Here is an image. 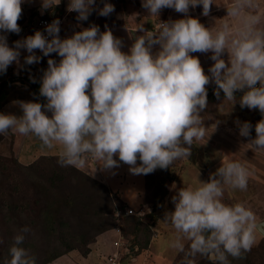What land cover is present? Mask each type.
Here are the masks:
<instances>
[{"label":"clouds","instance_id":"clouds-1","mask_svg":"<svg viewBox=\"0 0 264 264\" xmlns=\"http://www.w3.org/2000/svg\"><path fill=\"white\" fill-rule=\"evenodd\" d=\"M23 2L0 0V33H20ZM60 2L42 0V11ZM95 4L96 0H70L67 11L85 21ZM213 4L226 7L225 17L239 19V26L233 28L223 17L206 27L187 15L190 7L202 6V15L209 16ZM142 7L150 17L171 8L185 18L158 20L152 31L140 24L135 32L144 35L127 53L121 50V39L111 30L100 32L97 25L61 39L59 19L46 26L47 36L38 30L15 41L14 47L0 34V73L14 62L20 65L21 49L28 53L26 65L40 62L36 50L49 57L39 93L46 103L14 101L22 115L0 113V134L34 135L48 149L59 147L61 167H78L90 157L103 171L115 174L113 170L123 163L132 174L147 175L191 156L194 141L205 135L201 112L208 106L210 83L216 85L217 98L222 91L224 101L233 105L235 93L242 91L240 107L264 116V16L258 12V0L231 4L142 0ZM114 10L106 2L98 14L108 16ZM155 45L160 50L153 55ZM197 52L212 53L210 75L192 55ZM53 53L61 58L59 63L51 58ZM235 123L241 137H251V122L237 119ZM255 133L249 141L251 149H264V119L255 124ZM249 178L250 171L241 162L222 161L208 181L175 192L174 210L166 211L164 220L175 230L170 247L183 254L182 264H196L197 256L209 264H230L229 257L243 259L251 251L256 240L254 212L243 203L224 202L226 189L246 191ZM30 232L27 225L17 231L9 258L0 264H36V257L23 246Z\"/></svg>","mask_w":264,"mask_h":264},{"label":"rangeland","instance_id":"rangeland-1","mask_svg":"<svg viewBox=\"0 0 264 264\" xmlns=\"http://www.w3.org/2000/svg\"><path fill=\"white\" fill-rule=\"evenodd\" d=\"M41 2L42 0H24V6H41ZM69 2L70 0H61L62 6L65 4L68 6ZM106 2L114 5V8L124 4L131 6L135 12L142 6V0H96L93 11L85 21H78V13L64 9L66 14L61 16L63 22L60 26V31L63 32L62 39L92 25H97L99 29L103 28L106 25L105 18L110 15H99L97 10L100 8L97 6H104ZM218 8L215 5L212 9ZM36 9H22L25 14L22 24L24 21L28 24V16ZM167 9L161 11V16H165ZM38 15L39 13L34 14L32 19ZM115 19L118 20L119 16H115ZM31 25L32 22L27 25L28 28L20 26L22 32L19 34L27 28L29 35ZM4 35L7 36V43L14 46L16 34ZM27 55L26 50L21 53L22 58ZM51 58L58 62L56 56L53 57L51 54ZM22 62L23 66L24 59ZM39 64L40 62L37 66ZM33 70L38 72V69ZM31 72L32 70L29 71L30 74ZM235 95L234 105L232 102L224 101V94L219 98H207L208 106L201 112L205 135L202 139L194 141L198 146V158L203 159L204 163L201 164L199 161V164H195L189 157L175 161L167 169L170 172L166 180L168 193L157 204H153L154 199L150 198L157 182L161 181L160 172L163 169H156L150 173L151 176L134 175L128 165L121 163L119 168L113 170L115 172L113 174L111 171L100 170L93 159L92 166L97 173L91 167H87L86 159L78 167H61L57 159L44 161L39 166L32 167L31 164L37 158L24 163L31 168H18L14 159L17 157L14 137L7 134L9 137L6 136L5 140L0 141V262L9 258L5 251V241H11L12 244L17 231L27 225L31 232L27 235L24 246L36 257V263L46 258L47 253H44V249L48 245L53 252L55 248L64 250L66 245L63 238H67L66 241L75 245L76 249L47 264H106V256L116 249L114 246V240L118 238L116 228H120L124 237V246L121 248L122 264H182L183 254L170 247L176 233L171 224L164 220L165 212L174 210L171 198L179 188L195 187L201 181H208L210 174L222 166V161H239L250 171L247 190L226 189L224 202L243 203L254 212L256 225L264 221V149L253 150L249 143L250 139L255 138V124L259 120L255 119L254 110L240 107L239 99L243 92L237 91ZM237 119L241 122H251L253 125L251 137L239 135V128L235 123ZM39 145V140L32 142L35 151L40 149ZM42 147L44 146L41 145V149ZM101 183L105 184L107 189ZM174 184L175 189L172 187ZM119 200L125 202L126 211L132 208L138 212L131 215L138 216L145 225L150 226V229L143 226V230L134 235L132 228L127 229L129 223L123 222L127 215L125 209L117 206L114 225L104 231L105 226L112 221L106 215L108 203L116 206ZM48 204L54 207L52 213L54 216L49 220L51 223L49 227L42 223L45 220L44 209ZM149 231L150 244L147 248H140L137 245L134 250L131 249L129 241L135 237L141 243L145 242ZM254 232L256 240L248 255L251 261L249 264H264V235L257 227ZM204 260L197 256L196 264H205Z\"/></svg>","mask_w":264,"mask_h":264},{"label":"crops","instance_id":"crops-1","mask_svg":"<svg viewBox=\"0 0 264 264\" xmlns=\"http://www.w3.org/2000/svg\"><path fill=\"white\" fill-rule=\"evenodd\" d=\"M232 2H233V0H217V3H221V4H231ZM258 2H259L258 12L262 16H264V0H258ZM65 3H66V1H65ZM214 6H215V4L212 5V8H214ZM97 7L102 8L103 6H97ZM26 8L27 9L37 8L35 11H32V12L39 13L38 16H40V15H44L49 10L50 11H58L59 9H65V11H66L67 6H66V4L64 6H62V4L60 2L59 5L42 11L41 6H24V2H23L22 3V9L24 10ZM212 8H211V12H210L209 16H203L202 15V6H197L195 8L190 7L189 13L187 15L198 18L200 20V22L202 24H204L206 27H213L215 25L217 19L223 18L227 15V9L224 6H220L217 10L212 9ZM114 9L115 10L110 14V16L105 18V19H107L106 25L100 29V32L111 30L112 34L115 37L121 39V41H122L121 50L123 52H126V53L130 51L131 46L135 42V39L138 36L144 35L143 32H140V31L135 32V29L140 24H143V27L146 30L152 31L158 25V20L160 22H168V21H174V20L185 18V14L178 13L174 9H171V8L167 9L165 16L162 15L164 17L161 16V12L159 14V17H150V14L142 6H139L137 8L136 12L133 10V8H131V6H127L125 4L122 6H118ZM96 10H97V8H96ZM114 12H115V14H113ZM64 14H66V13H64ZM117 15L119 16L118 20L115 19V16H117ZM214 15L216 18L214 17ZM120 16H121V19H120ZM36 17L37 16H35L33 19H35ZM96 18L97 17L95 16V20H96ZM225 20H227V22L230 25H232L233 28L238 27L240 24V20L237 18L225 17ZM25 22H24V24H22V25L20 24L19 26L24 27L25 24L27 23V22L26 23ZM223 22L224 21H220L219 23L222 24ZM25 27H27V25ZM27 28L23 29L22 34L17 35L16 33H14V34H16V38H17L16 41L22 40L25 38L26 35H28L27 34ZM128 28L130 30H132V32H130ZM21 32H22V29H21ZM0 34L4 35V33H0ZM8 45L10 47H14L10 44H8ZM159 50H160V46L155 45L152 48L153 55H155ZM23 51H25V49H21V53ZM199 54H200L199 52L192 53V55L199 57L205 73L210 75L209 69H210L211 65L214 63V61L211 60L212 53L211 52L201 53L200 56H199ZM22 59H24V58H22V56H20V65H17L14 62L12 65H10L8 67L6 73H0V84H2L7 79H10V78L12 79V81H10L6 85H3L2 87H0V113H12V114H16L18 116L22 115V110L19 108L18 105L13 103L14 101H18V100L37 101V102H41L42 104L46 103L45 98L40 96V94H39L41 82H42V80L39 79L40 78L39 70H38V72L32 70V72L30 74L31 80H22L21 79L20 76H21V68H22V63H23ZM224 59H227L226 53L224 55ZM36 73H38V74H36ZM33 78H34L35 82L37 83L36 86H33V83H34ZM211 85H213V86H211ZM206 87H207V92L213 91L216 89V85L214 82L210 83ZM238 92H242V91H238ZM207 98H210V97H207ZM50 115H51V113L49 112V116ZM7 134H9V136H12V138L14 137L16 155L22 163L31 162V161H33V159L38 158L42 155H58L59 147L53 148V149H48L46 147H42V149H41V145H42L41 142L39 145L40 149L35 151V149L32 148V142L34 140H39V139L36 138L34 135L24 136V135H21L19 133H12L11 131H9L8 133L4 134V138H3L4 140L6 139V136H8ZM85 159L88 161L87 167L88 168L91 167V169L97 173V171L95 170V167L92 166V158L87 157ZM89 160H90V162H89Z\"/></svg>","mask_w":264,"mask_h":264},{"label":"trees","instance_id":"trees-1","mask_svg":"<svg viewBox=\"0 0 264 264\" xmlns=\"http://www.w3.org/2000/svg\"><path fill=\"white\" fill-rule=\"evenodd\" d=\"M36 14V12H31V14L28 16L27 20L29 21L28 24L26 23V25H30L31 22H33L32 20V17L33 15ZM64 14V9H59L58 11H48L47 13L44 14V16H47L49 18H61V16ZM73 16V14L71 15ZM25 19V14H24V11L22 10V16L21 18L18 20V24H22V20ZM21 20V21H20ZM25 22V21H24ZM27 22V21H26ZM31 29V32L29 35H33L32 34V27H30ZM61 29V28H60ZM28 35V36H29ZM61 39L63 37V32L62 30L60 31L59 33ZM53 57L56 56L57 59H58V62L60 61V57L58 56V54L56 53H53L52 54ZM38 56L41 57V61H40V64L39 66H37V63L35 64H32V65H26V64H23L22 68H21V79L22 80H31L30 79V73L29 71L30 70H33V69H38L39 70V76H40V80H42V76H43V73L44 71L47 69L48 67V59L49 57L48 56H44L43 53L42 54H39ZM12 81V79H7L6 81H4L2 84H0V87H2L3 85H6L8 82ZM36 82L33 83V86H36ZM216 90V89H215ZM215 90L213 91H208V96L207 97H214V98H217L216 95H215ZM224 94L222 91H221V94L222 95ZM254 115H255V119L256 120H261V119H264V116H262V114L259 112V110H254ZM253 124L255 123L252 122ZM4 138V134H0V141ZM15 159V163H16V166L18 168H31L30 165L29 166H26L24 163H20L19 159L17 157L14 158ZM58 160V155H42L40 157H38L36 159L35 162H33L31 165L32 167H34L35 165L36 166H39L40 164H42L44 161H50V160ZM189 159L195 163V164H199V161L201 164L204 163V160L203 159H199L198 158V146L197 144H193L192 148H191V156L189 157ZM42 162V163H41ZM39 163V164H38ZM45 166H47V164L45 163ZM159 174V173H158ZM148 176H151L150 174H147ZM170 175V172L167 170V169H163V171L160 172V180L161 181H158L157 182V185L154 189V192L152 193V197L150 198L153 202V204H157L159 202H161L165 196L167 195L168 193V190H167V186H166V180H167V177ZM147 176V177H148ZM91 177V176H90ZM157 177H159L157 175ZM104 187L105 184L101 183ZM107 189V187H106ZM108 211H106V215H108V217L110 219H112V221L110 220L108 225L105 226V229L104 231H106L107 229L110 228V226L114 225L115 223V218H114V215H115V212H116V207L119 206L121 207V209H125V202L124 201H121L119 200L118 203L116 204V206L114 204H110L108 203ZM155 210V208L153 209V211ZM125 213H126V209L124 210ZM54 212V207L51 205V204H48V206L44 209V215H45V220L42 221V223H45L46 226H50L51 223H49V220H51V218L54 216L52 213ZM127 214V213H126ZM108 220V218H107ZM125 221V223H129V226L127 227V229L131 230L132 228V231L134 233V235H137L139 231H142L143 230V226H146V227H149L150 229V226H147L145 225L142 220L138 217V216H135V215H126L123 222ZM45 226V227H46ZM24 227V226H23ZM127 231V230H126ZM128 232V231H127ZM150 231L146 237V240L145 242H140L138 241L137 238L133 237V240L132 241H129V245L131 247V249H135L138 246H140V248H147V246L150 244ZM66 240H68L67 238H63V242L65 243L66 245V248L64 250H58V248H55L56 250L53 252V250H51L50 247H46L44 249V253H47L46 255V258H44L42 260V262H37L36 264H47L49 262H52L53 260H55L56 258L60 257L61 255H63L64 253L68 252V251H71L73 249H76V246L73 245L72 243H68ZM8 244V245H7ZM5 245H6V248H5V251L6 253H8V250H9V247L11 245V241L8 242V240L5 241ZM24 246V245H23ZM25 247V246H24ZM264 249V247H263ZM250 252H248L245 256V258L243 259H232L231 257H229V260H230V264H243L244 262H248L251 263L250 259H249V255ZM8 255V254H7ZM205 264H209V262L205 259L204 262Z\"/></svg>","mask_w":264,"mask_h":264},{"label":"built area","instance_id":"built-area-1","mask_svg":"<svg viewBox=\"0 0 264 264\" xmlns=\"http://www.w3.org/2000/svg\"><path fill=\"white\" fill-rule=\"evenodd\" d=\"M59 19L60 20V26L61 23L63 22L62 18H49L47 16L44 15H40L37 16L33 22H32V34L34 35L36 31H41L44 33L45 36H47V32L45 31L46 26L50 23H52V21ZM50 38V37H49ZM42 52L40 50H36V54H41ZM126 213L128 215L131 214H138V212H135L132 208L128 209L126 211ZM142 213V212H141ZM117 234H118V238L116 240H114V246L116 247V249L111 252L108 256H106V264H122V250L121 248L124 246V237L123 234L120 230V228H116ZM126 249L128 247H125Z\"/></svg>","mask_w":264,"mask_h":264},{"label":"water","instance_id":"water-1","mask_svg":"<svg viewBox=\"0 0 264 264\" xmlns=\"http://www.w3.org/2000/svg\"><path fill=\"white\" fill-rule=\"evenodd\" d=\"M257 229L261 234L264 235V221H261L260 223L257 224Z\"/></svg>","mask_w":264,"mask_h":264}]
</instances>
